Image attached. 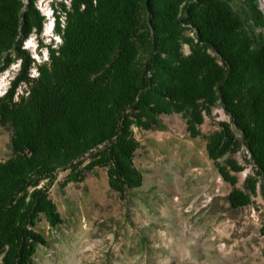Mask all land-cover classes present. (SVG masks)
<instances>
[{
  "label": "trees",
  "instance_id": "16d2710c",
  "mask_svg": "<svg viewBox=\"0 0 264 264\" xmlns=\"http://www.w3.org/2000/svg\"><path fill=\"white\" fill-rule=\"evenodd\" d=\"M56 1L61 42L39 63L26 47L47 22L37 0H0V72L22 60L0 98V126L13 130V155L0 162V264H35L47 244L38 223H64L50 195L58 173L80 181L105 167L124 198L140 188L133 127L162 128L163 115L183 114L195 135L222 104L231 123L209 137L210 155L245 145L257 174L246 191L233 189L231 205L248 206L258 181L264 192V35L251 25H264L259 0ZM23 82L29 90L17 101ZM228 166L221 173L235 186Z\"/></svg>",
  "mask_w": 264,
  "mask_h": 264
},
{
  "label": "rangeland",
  "instance_id": "374dc122",
  "mask_svg": "<svg viewBox=\"0 0 264 264\" xmlns=\"http://www.w3.org/2000/svg\"><path fill=\"white\" fill-rule=\"evenodd\" d=\"M259 1L264 11V0ZM37 6L47 22L42 36L32 33L26 47L41 63L61 36L55 29L57 1L37 0ZM251 25L264 35V25ZM188 34L196 38L192 29ZM183 49L191 53L190 45ZM21 61L0 72V87L11 89ZM34 69L39 72L33 66L30 75L37 78L40 72L35 75ZM27 90V83L19 85L16 100ZM161 121L162 128L133 127L141 143L134 161L143 184L126 198L112 189L105 167L80 181L68 171L58 173L50 195L64 223L59 228L46 218L38 223L47 244L39 248L35 264H264L261 181L248 206L234 209L229 200L235 187L246 191L248 178L257 176L251 154L243 145L215 160L208 149L209 137L222 130V123H231V116L218 104L211 114L205 113L195 135L181 113L163 115ZM12 135V128L0 126V162L13 155ZM229 159L241 169H231ZM220 165L237 178L235 186L225 180Z\"/></svg>",
  "mask_w": 264,
  "mask_h": 264
},
{
  "label": "built area",
  "instance_id": "2783aa9c",
  "mask_svg": "<svg viewBox=\"0 0 264 264\" xmlns=\"http://www.w3.org/2000/svg\"><path fill=\"white\" fill-rule=\"evenodd\" d=\"M37 72V69L33 70V74ZM8 92V89L5 87H0V96H4Z\"/></svg>",
  "mask_w": 264,
  "mask_h": 264
},
{
  "label": "bare ground",
  "instance_id": "6f19581e",
  "mask_svg": "<svg viewBox=\"0 0 264 264\" xmlns=\"http://www.w3.org/2000/svg\"><path fill=\"white\" fill-rule=\"evenodd\" d=\"M51 29H52V25L49 24L47 30L50 32ZM52 31H53V30H52ZM8 74H9V73H8ZM34 74H35V75L39 74L38 70H37V72H35ZM35 75H34V76H35ZM37 77H38V76H37Z\"/></svg>",
  "mask_w": 264,
  "mask_h": 264
}]
</instances>
